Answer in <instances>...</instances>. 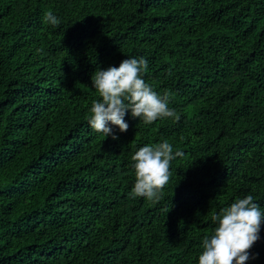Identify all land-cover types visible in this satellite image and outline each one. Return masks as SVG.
I'll use <instances>...</instances> for the list:
<instances>
[{
    "label": "trees",
    "instance_id": "trees-1",
    "mask_svg": "<svg viewBox=\"0 0 264 264\" xmlns=\"http://www.w3.org/2000/svg\"><path fill=\"white\" fill-rule=\"evenodd\" d=\"M141 57L180 119L104 137L91 76ZM165 140L162 199L132 198L131 156ZM249 194L264 211V0H0V264H198Z\"/></svg>",
    "mask_w": 264,
    "mask_h": 264
},
{
    "label": "clouds",
    "instance_id": "clouds-1",
    "mask_svg": "<svg viewBox=\"0 0 264 264\" xmlns=\"http://www.w3.org/2000/svg\"><path fill=\"white\" fill-rule=\"evenodd\" d=\"M44 20L52 26L59 24L52 11L45 13ZM147 66L148 61L143 57L126 58L118 67L109 66L92 74V87L102 98L94 100L90 108L88 123L94 131L104 137L118 139L109 124L117 126L120 132H126L129 128L124 120L126 113L142 119L146 125L169 117L179 121V115L168 107L170 94L167 91L163 95L158 94L142 78ZM180 155V152L173 153L167 140L140 147L131 156L135 183L130 196L145 197L154 204L159 202L171 176V161ZM211 219L216 226L213 234L202 241L203 251L198 264H245L249 259V249L260 238L261 221L264 219V211L254 197L249 194L237 198Z\"/></svg>",
    "mask_w": 264,
    "mask_h": 264
}]
</instances>
